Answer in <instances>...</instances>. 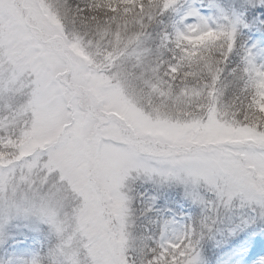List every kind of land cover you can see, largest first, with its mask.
I'll return each mask as SVG.
<instances>
[{
  "label": "snow or ice",
  "instance_id": "obj_1",
  "mask_svg": "<svg viewBox=\"0 0 264 264\" xmlns=\"http://www.w3.org/2000/svg\"><path fill=\"white\" fill-rule=\"evenodd\" d=\"M0 264H264V0H0Z\"/></svg>",
  "mask_w": 264,
  "mask_h": 264
}]
</instances>
